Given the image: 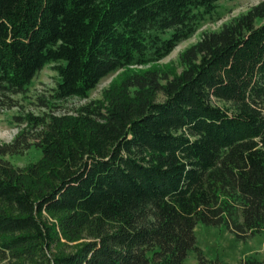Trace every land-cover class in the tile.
<instances>
[{
  "label": "trees",
  "instance_id": "1",
  "mask_svg": "<svg viewBox=\"0 0 264 264\" xmlns=\"http://www.w3.org/2000/svg\"><path fill=\"white\" fill-rule=\"evenodd\" d=\"M219 1L0 0V98L50 64L56 100L119 72L101 100L25 114L0 144V264H228L204 256L196 225L264 235V0L181 51L180 71L155 65ZM37 127L36 161L2 158ZM61 238L87 240L62 253Z\"/></svg>",
  "mask_w": 264,
  "mask_h": 264
},
{
  "label": "rangeland",
  "instance_id": "2",
  "mask_svg": "<svg viewBox=\"0 0 264 264\" xmlns=\"http://www.w3.org/2000/svg\"><path fill=\"white\" fill-rule=\"evenodd\" d=\"M260 1L262 0L219 1V8L224 11L223 16L217 21L202 24L194 35L180 42L168 55L157 61L155 65L160 68L172 67L180 71L182 69L179 61L181 51L195 43L203 33L218 30L224 23L246 12L251 6ZM52 66L53 64L47 65L38 71L24 92L0 98V144L11 142L16 134L24 128L25 124L21 123L19 118L25 114L30 113L46 119L52 114H76L81 106L94 100H101L103 98V90L110 85L111 81L119 73L116 72L102 78L96 87L90 91L86 99L69 97L64 100H56L53 98V94L57 85L58 75ZM141 67L145 66H136V68ZM213 103L229 110L233 109L230 102L213 99ZM40 130L41 127H37L27 133L30 143L29 147L24 149L22 153L8 154L2 158L16 167H23L36 161L40 157L41 151L34 145V142L38 141L37 133ZM44 215L51 219L49 215ZM194 230L197 246L207 258L218 256L228 264H241L246 257H254L259 260L264 258V235H255L245 240H237L224 227H211L200 223L195 226ZM86 240L87 238L67 241L61 238L53 250L62 253L74 251L80 243ZM185 264H197L195 251L188 252Z\"/></svg>",
  "mask_w": 264,
  "mask_h": 264
}]
</instances>
